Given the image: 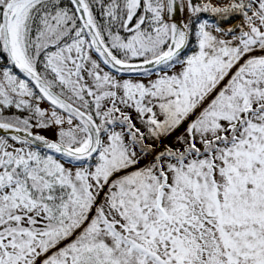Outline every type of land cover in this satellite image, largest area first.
<instances>
[{
	"label": "snow or ice",
	"instance_id": "1",
	"mask_svg": "<svg viewBox=\"0 0 264 264\" xmlns=\"http://www.w3.org/2000/svg\"><path fill=\"white\" fill-rule=\"evenodd\" d=\"M0 264H264V0H0Z\"/></svg>",
	"mask_w": 264,
	"mask_h": 264
}]
</instances>
